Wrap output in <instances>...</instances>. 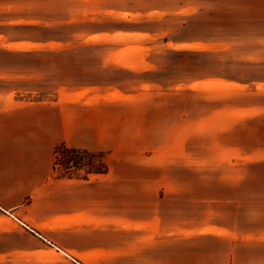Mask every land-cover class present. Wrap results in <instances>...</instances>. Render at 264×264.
<instances>
[{
  "label": "rangeland",
  "instance_id": "obj_1",
  "mask_svg": "<svg viewBox=\"0 0 264 264\" xmlns=\"http://www.w3.org/2000/svg\"><path fill=\"white\" fill-rule=\"evenodd\" d=\"M218 3L129 0L137 8L134 17L142 20L4 31L11 42L29 36L43 42L36 44L8 43V38L0 36V46L11 49L20 44L36 50L104 46L63 54L0 52L1 113L9 109L15 118L24 119L16 111L19 109L11 107L40 103L52 108L27 116L28 120L34 124L47 116L51 122L48 129H66L56 128L54 114L79 115L90 104V121L95 119L96 126L101 122L112 124V129L120 131L119 142L108 143L106 149L101 143H93L100 148L86 151L94 156L81 157L84 164L106 168L102 173L105 176L89 175L82 181L56 179L59 171L51 173L53 180L64 182L61 207L74 203L80 209L73 230L55 234L63 247L72 250L68 254L74 264H121L118 257L122 253L128 255L123 264H138L139 238L131 213L136 198L156 202L158 193L165 190H215V75L217 70L226 72V58L220 60L217 69L216 40L218 36L220 42H226L232 28L230 22L223 21L226 5H222L223 0L220 7ZM99 27L105 28L104 32H118L88 35ZM222 85L220 82V90ZM5 120L1 117V124ZM71 173L77 178L83 176L81 171ZM149 191L154 193L143 194ZM127 206L128 221L120 219L126 215L121 209ZM180 206L178 211L183 213L186 209ZM109 209L111 229L104 221ZM164 209L172 210L170 204ZM34 216L39 218L40 212ZM23 222L32 227L28 219ZM22 228L0 213V264L70 263L62 251L39 246L36 234L40 229L31 228L34 234ZM109 255L111 260H104ZM156 260L154 264H164Z\"/></svg>",
  "mask_w": 264,
  "mask_h": 264
},
{
  "label": "crops",
  "instance_id": "obj_2",
  "mask_svg": "<svg viewBox=\"0 0 264 264\" xmlns=\"http://www.w3.org/2000/svg\"><path fill=\"white\" fill-rule=\"evenodd\" d=\"M224 4L227 13L223 21L230 22L232 28L226 42H220L218 36L216 40L217 69L226 58V72L217 70L215 76V190H165L158 193L156 202L136 198L131 213L139 238L138 264H154L156 259L164 264H264V0H223ZM136 9L129 0H0V36L8 38V43H43L29 36L11 42L4 31L142 20L134 17ZM105 30L99 27L88 35L118 32ZM18 47L0 46V52L63 54L104 46ZM86 106L87 111L79 115L54 114L56 128L66 129H48L51 122L47 116L34 124L28 120L30 115L52 108L40 103L13 105L11 109H19L16 111L25 116L20 120L9 109L0 111V121L6 119L4 124L0 122V213L34 234L31 228L40 229L36 234L39 246L62 251L70 259L67 264L76 263L68 254L72 250L63 247L55 234L73 230L80 209L74 203L61 207L64 182L51 178L52 149L57 145L100 148L93 143L106 149L108 143L120 141L119 129L104 122L96 126L95 119L89 117L93 107ZM169 204L172 210L167 211L164 206ZM180 205L186 209L183 213L178 211ZM38 212L39 218L33 217ZM128 212V206L121 209L126 215L120 219L128 221ZM106 213L104 221L111 229L110 209ZM25 219L32 227L23 222ZM108 258L104 260H111V255ZM118 259L123 264L128 255L122 253Z\"/></svg>",
  "mask_w": 264,
  "mask_h": 264
},
{
  "label": "trees",
  "instance_id": "obj_3",
  "mask_svg": "<svg viewBox=\"0 0 264 264\" xmlns=\"http://www.w3.org/2000/svg\"><path fill=\"white\" fill-rule=\"evenodd\" d=\"M181 54H184L185 52H180ZM203 55V53L201 54ZM216 76V75H215ZM94 156L91 155L86 150H80V149H70L65 147L64 145H59L55 147V150L53 152V164H52V170L53 172H58V174L55 178L56 179H82L86 180L89 175H96V174H102L106 173V168H101L98 165L91 166L88 164H84L81 161V157L83 156ZM72 171H81L83 172V176L80 178L74 177L71 173Z\"/></svg>",
  "mask_w": 264,
  "mask_h": 264
}]
</instances>
